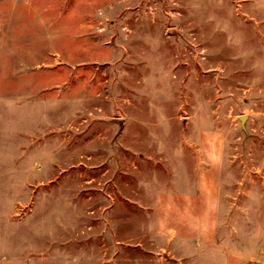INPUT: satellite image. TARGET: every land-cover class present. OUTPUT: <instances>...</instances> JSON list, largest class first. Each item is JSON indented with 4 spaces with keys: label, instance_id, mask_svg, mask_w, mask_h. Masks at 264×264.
<instances>
[{
    "label": "rangeland",
    "instance_id": "374dc122",
    "mask_svg": "<svg viewBox=\"0 0 264 264\" xmlns=\"http://www.w3.org/2000/svg\"><path fill=\"white\" fill-rule=\"evenodd\" d=\"M219 251L264 264V0H0V264Z\"/></svg>",
    "mask_w": 264,
    "mask_h": 264
},
{
    "label": "crops",
    "instance_id": "0c3cea01",
    "mask_svg": "<svg viewBox=\"0 0 264 264\" xmlns=\"http://www.w3.org/2000/svg\"><path fill=\"white\" fill-rule=\"evenodd\" d=\"M201 161V160H200ZM201 163V162H200ZM199 170L197 173L195 172L194 179L191 183L190 188H188L187 194L191 195V198L193 199L192 202L193 204L190 205L189 209H213L215 208L214 205H212V202L208 201L207 194H208V187L209 186H215L214 184H210L207 179H208V171L202 170L201 165L199 164ZM215 189V188H214ZM214 189L210 191L211 193H214ZM202 235V234H201ZM203 237L207 238L206 240L203 239V237H200V244L202 245L200 248H205L206 245L205 242L207 241H212V236L208 234H203ZM226 260L223 256V253L221 251L216 252V259H215V264H225ZM195 264V263H194Z\"/></svg>",
    "mask_w": 264,
    "mask_h": 264
}]
</instances>
